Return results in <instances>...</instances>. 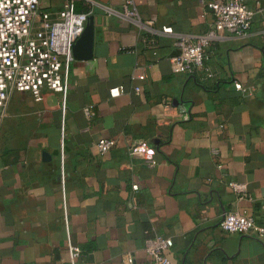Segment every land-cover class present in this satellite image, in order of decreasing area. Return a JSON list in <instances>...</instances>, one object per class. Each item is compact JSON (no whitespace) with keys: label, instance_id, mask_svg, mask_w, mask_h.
I'll use <instances>...</instances> for the list:
<instances>
[{"label":"crops","instance_id":"0c3cea01","mask_svg":"<svg viewBox=\"0 0 264 264\" xmlns=\"http://www.w3.org/2000/svg\"><path fill=\"white\" fill-rule=\"evenodd\" d=\"M64 1L40 0L38 11ZM125 1L74 2L93 19L92 57L72 58L63 101L49 90L7 101L0 264H152L144 239L155 234L172 239L177 264H264V238L219 227L226 212L264 225V0H243L250 29L210 45L213 76L202 80L170 59L178 35L209 27L210 0H131L152 32L123 16ZM101 137L115 140L104 154ZM138 140L155 149L153 165L130 153Z\"/></svg>","mask_w":264,"mask_h":264},{"label":"built area","instance_id":"2783aa9c","mask_svg":"<svg viewBox=\"0 0 264 264\" xmlns=\"http://www.w3.org/2000/svg\"><path fill=\"white\" fill-rule=\"evenodd\" d=\"M77 0H65L55 14L38 11L40 0H0V123L5 116L7 101L15 92H28L40 98L43 90L59 93L62 101L67 92L72 45L82 34L89 12L74 9ZM206 7L212 11L209 27L200 34H180L176 37L177 54L171 57L175 73L199 76L207 79L213 76L207 64L210 45L228 36L241 37L251 27L253 11L243 0H210ZM123 16L145 27L149 32L151 21L143 24L131 0L123 4ZM161 32L172 33L170 26L161 27ZM237 89L241 84L234 83ZM121 87L109 90L111 97L120 95ZM88 118L90 110H85ZM115 145L112 138L101 137L96 142L97 151L104 154ZM216 152V151H214ZM130 153L141 157L148 165L155 161V149L144 141H135ZM239 199H251L244 183L230 182ZM132 189L138 188L132 184ZM219 227L223 232L252 235L264 238V225L252 216L238 212L223 214ZM173 241L170 237L155 234L144 239V250L152 264H177L168 256ZM72 259L80 255V249L70 246ZM127 263L132 259L127 257Z\"/></svg>","mask_w":264,"mask_h":264},{"label":"water","instance_id":"95a60500","mask_svg":"<svg viewBox=\"0 0 264 264\" xmlns=\"http://www.w3.org/2000/svg\"><path fill=\"white\" fill-rule=\"evenodd\" d=\"M92 30L93 19L91 16H88L82 34L72 45V56L74 58L90 59L92 57L90 51L92 44Z\"/></svg>","mask_w":264,"mask_h":264}]
</instances>
